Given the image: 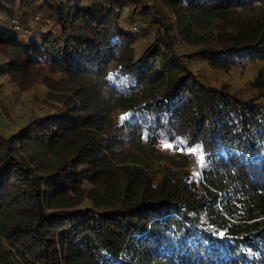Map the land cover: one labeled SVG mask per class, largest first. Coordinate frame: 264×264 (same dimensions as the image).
<instances>
[{
	"label": "trees",
	"instance_id": "obj_1",
	"mask_svg": "<svg viewBox=\"0 0 264 264\" xmlns=\"http://www.w3.org/2000/svg\"><path fill=\"white\" fill-rule=\"evenodd\" d=\"M160 1L177 35L143 0H0V76L63 102L0 132V264H264V77L244 101L176 49L264 62V0Z\"/></svg>",
	"mask_w": 264,
	"mask_h": 264
},
{
	"label": "rangeland",
	"instance_id": "obj_2",
	"mask_svg": "<svg viewBox=\"0 0 264 264\" xmlns=\"http://www.w3.org/2000/svg\"><path fill=\"white\" fill-rule=\"evenodd\" d=\"M143 2L153 8L154 13L164 11L163 19L172 24L173 31L177 35V18L175 14L168 11L167 6L160 0H143ZM135 27L132 28L134 32ZM150 31V30H149ZM140 38H144L146 32L138 31ZM152 34V32H151ZM150 34V35H151ZM149 35V36H150ZM148 36V35H146ZM148 38V37H146ZM146 41V39H145ZM176 49L186 61H189L190 68L206 83L210 88L218 91L228 92L241 100L257 99L259 90L254 84L260 74L264 77V62H257L254 65L245 67H233L228 71L214 69L206 61H201L195 56L196 48L186 45L181 38L176 39ZM66 80V81H65ZM47 82L53 83L55 87L70 84L68 78L61 75H49ZM63 83V84H61ZM59 92L52 89L50 85L42 82L36 83L32 88L23 90L19 86L12 85L11 78L0 76V132L7 134H21L23 126L31 121L44 120L52 111L63 108V102L57 100ZM264 102V98L262 100ZM159 151L163 154L171 155L174 153L172 147L159 145ZM163 166H168L167 162L156 163L154 171L157 172ZM191 177L196 181L202 180L201 159L195 160V165L189 169ZM158 175V174H155Z\"/></svg>",
	"mask_w": 264,
	"mask_h": 264
},
{
	"label": "snow or ice",
	"instance_id": "obj_3",
	"mask_svg": "<svg viewBox=\"0 0 264 264\" xmlns=\"http://www.w3.org/2000/svg\"><path fill=\"white\" fill-rule=\"evenodd\" d=\"M169 145H165V147H168ZM201 160L203 161L204 160V157L203 156H201ZM220 235H221V237H224V233H220Z\"/></svg>",
	"mask_w": 264,
	"mask_h": 264
}]
</instances>
